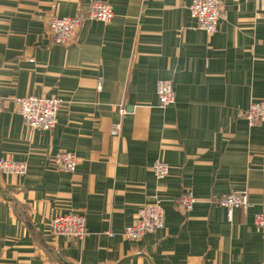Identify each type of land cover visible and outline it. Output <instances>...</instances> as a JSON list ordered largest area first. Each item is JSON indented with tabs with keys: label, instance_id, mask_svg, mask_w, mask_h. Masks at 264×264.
Listing matches in <instances>:
<instances>
[{
	"label": "crops",
	"instance_id": "1",
	"mask_svg": "<svg viewBox=\"0 0 264 264\" xmlns=\"http://www.w3.org/2000/svg\"><path fill=\"white\" fill-rule=\"evenodd\" d=\"M90 1L0 0V96L61 101L50 130L26 126L12 102L0 112V158L26 164L21 176L0 174V264H264L253 222L264 211V124L243 116L264 98V0H222L213 34L197 28L191 0H98L109 23L87 20L68 47L53 44L50 16ZM162 79L174 89L167 107ZM58 151L78 157L74 172L49 161ZM186 190L188 212L176 203ZM232 191L251 205L228 219L214 199ZM153 195L164 228L126 239ZM68 212L84 216L83 238L49 235Z\"/></svg>",
	"mask_w": 264,
	"mask_h": 264
},
{
	"label": "built area",
	"instance_id": "2",
	"mask_svg": "<svg viewBox=\"0 0 264 264\" xmlns=\"http://www.w3.org/2000/svg\"><path fill=\"white\" fill-rule=\"evenodd\" d=\"M188 9L190 16L196 21L197 28L204 30L207 34H213L218 30L224 10L222 0H191ZM112 18L111 6L106 2L94 0L81 7L79 12L73 16L51 15L47 21V32L53 44L68 47L76 39L83 22L98 20L109 23ZM156 95L160 107L173 104L175 95L172 82L167 79L158 80ZM7 102L13 103V111L21 116L26 126L41 130H50L55 126L61 107V101L55 97L30 95L5 100L0 96V112ZM119 112L124 114V107L121 106ZM243 116L249 126L264 124V98L252 101ZM49 161L60 171L72 173L76 169L78 157L72 152L58 151L49 156ZM151 170L156 178L161 179L169 173V166L164 161L156 159L151 164ZM25 171L24 162L7 157L0 158V174L21 176ZM262 171L264 173V166ZM162 201L158 195H153L150 202L138 208L134 221L123 229V236L135 241L141 239L146 233L164 228L165 217ZM195 202L196 198L190 190L182 192L176 201L177 206L186 212L193 208ZM214 202L226 210L228 219L234 208L247 209L251 205L248 193L245 191L225 193L215 198ZM253 222L256 227L264 231V211L256 213ZM48 233L52 237L81 239L87 234L85 218L76 212L54 215L48 224Z\"/></svg>",
	"mask_w": 264,
	"mask_h": 264
}]
</instances>
